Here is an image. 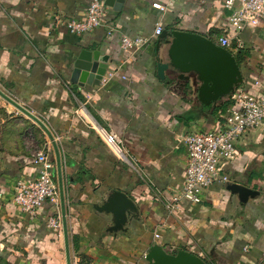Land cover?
Here are the masks:
<instances>
[{"label":"crops","instance_id":"crops-1","mask_svg":"<svg viewBox=\"0 0 264 264\" xmlns=\"http://www.w3.org/2000/svg\"><path fill=\"white\" fill-rule=\"evenodd\" d=\"M90 2L0 0V88L39 117L58 144L72 264H148L144 256L154 244L171 253L186 250L206 264H264V128L238 141L240 156L224 167L229 182L212 184L200 204L182 199L188 152L180 140L223 127L222 116L232 104L222 99L206 106L197 89L158 77V25L218 44L231 11L223 0H125L115 3L120 10L107 5L103 24L95 30L82 35L69 30L67 23L85 19ZM263 33L253 29L238 35L249 53L241 67L242 87L261 96ZM123 36L148 42L124 50ZM161 47L168 62L170 45ZM82 50L108 56L100 86L71 82ZM0 108L8 114L0 122V264H66L63 232L47 226L49 217H61V206L45 203L30 216L13 204L18 184L38 176L33 161L39 149L48 150L58 186L52 143L2 98ZM95 127L119 136L121 156ZM231 184L259 195L242 203L228 190ZM112 189L139 208L141 220L133 221L128 233L107 232L104 214L94 208Z\"/></svg>","mask_w":264,"mask_h":264},{"label":"built area","instance_id":"built-area-1","mask_svg":"<svg viewBox=\"0 0 264 264\" xmlns=\"http://www.w3.org/2000/svg\"><path fill=\"white\" fill-rule=\"evenodd\" d=\"M107 0H91L84 20L70 21L67 27L72 32L82 35L102 26L107 9ZM223 6L231 11L218 45L238 53L245 49L244 42L238 37L245 30H264V0H223ZM156 9L164 11L160 4ZM158 25L155 37L162 34ZM112 34V31L108 33ZM232 34L236 35V42ZM148 42L147 39H131L123 36L121 46L124 50H138ZM233 103L222 116L223 127L210 132H195L182 137L188 152V164L185 181L180 197L194 204L202 202L203 192L216 182L227 183L229 178L223 174L224 167L234 163L240 156L236 145L247 133L264 128V96L254 94L240 86L233 95ZM104 143L117 155H122L121 141L117 134L101 127L94 128ZM264 158V153L262 155ZM38 176L34 181L20 182L13 198V204L23 213L38 215L45 203L55 207L60 205L59 188L55 181V164L46 148L39 149L34 157ZM50 229L62 231L59 215L47 220ZM159 239L160 235L156 234ZM264 261V254L262 256Z\"/></svg>","mask_w":264,"mask_h":264},{"label":"water","instance_id":"water-1","mask_svg":"<svg viewBox=\"0 0 264 264\" xmlns=\"http://www.w3.org/2000/svg\"><path fill=\"white\" fill-rule=\"evenodd\" d=\"M124 2L125 0H107L106 4L114 7L115 3L121 5ZM115 7L116 10L121 8L120 6ZM163 42L170 45L167 51L168 62L161 53ZM157 63L158 77L162 81L168 79L169 82H176L186 90L197 89L200 101L206 106L215 105L222 99L231 100L235 91L245 82L236 56L215 41L198 33L164 30L157 42ZM108 67V56H100V51L82 50L74 61L71 82L80 87L100 86ZM170 70L173 74L168 76L167 73ZM0 98L34 121L52 143L57 167L65 258L66 264H72L62 161L58 144L47 125L39 117L1 88ZM228 190L232 194L239 195L242 203H247L249 198L259 195L258 191L240 184H231ZM94 208L104 214L109 233H128L130 224L141 220L140 211L135 202L120 190H110L101 205H95ZM144 259L148 264H206L201 257L191 252L178 250L171 253L160 244L152 245L147 250Z\"/></svg>","mask_w":264,"mask_h":264},{"label":"trees","instance_id":"trees-1","mask_svg":"<svg viewBox=\"0 0 264 264\" xmlns=\"http://www.w3.org/2000/svg\"><path fill=\"white\" fill-rule=\"evenodd\" d=\"M217 34L218 35H221L219 33H217ZM248 57H249V53L245 49H242L241 51H239L236 54V61L239 64L240 67H242L244 65V63L246 62V60H247ZM232 103H233V101L230 100L229 105H231Z\"/></svg>","mask_w":264,"mask_h":264},{"label":"rangeland","instance_id":"rangeland-1","mask_svg":"<svg viewBox=\"0 0 264 264\" xmlns=\"http://www.w3.org/2000/svg\"><path fill=\"white\" fill-rule=\"evenodd\" d=\"M264 35V33H263ZM8 118V114L6 113V111L2 108H0V122L4 119V118Z\"/></svg>","mask_w":264,"mask_h":264}]
</instances>
